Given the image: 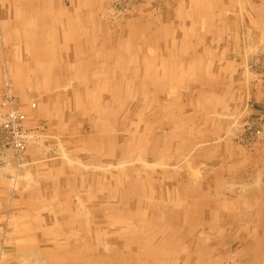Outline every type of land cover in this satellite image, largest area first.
<instances>
[{
    "label": "rangeland",
    "instance_id": "374dc122",
    "mask_svg": "<svg viewBox=\"0 0 264 264\" xmlns=\"http://www.w3.org/2000/svg\"><path fill=\"white\" fill-rule=\"evenodd\" d=\"M224 2L79 0L82 11L64 17L102 27L86 39L126 28L130 43L109 48L113 63L124 50L141 55L137 66L118 60L93 88L90 72L110 65L81 39L66 45L71 30L39 26L60 20L57 11L0 0V199L37 205L28 209L37 229L58 237L41 245L67 242L54 263L264 264V0ZM159 15L166 42L154 27ZM155 53L167 76L156 82L145 79L152 65L142 60ZM9 97L25 115L21 153L3 126Z\"/></svg>",
    "mask_w": 264,
    "mask_h": 264
},
{
    "label": "crops",
    "instance_id": "0c3cea01",
    "mask_svg": "<svg viewBox=\"0 0 264 264\" xmlns=\"http://www.w3.org/2000/svg\"><path fill=\"white\" fill-rule=\"evenodd\" d=\"M14 1L16 2L17 0H14ZM51 1H54V0H51ZM68 1L71 3V6L66 7V8H63V4L61 6L58 3L54 4L55 7L53 4H52L53 6H50L49 4H51V3L47 2L46 0H29V5L27 7L25 5H23V2H25V1L20 0V2L14 3V6L17 4L16 7H18V6L24 7V8H20L23 11L31 12V11L40 10V12L45 13V14L49 13V11H52V10L57 11L56 15H58V13H60V12H64V14H62L60 16V17H62L60 20H59V18L53 19V17L49 19L45 15V17H46L45 21H42L39 26L41 27L42 25L45 24L44 26H42V28L43 29L45 28L46 30H48V28H50L56 24L58 26L56 29L59 31L71 30V32H68L67 35L63 33L64 39L66 38L65 39L66 41L64 40L63 42L66 45H69V43H73L76 41V43L78 44L79 40H80V35H81V37L84 36V38L86 39L87 32H90L91 30L93 31V29L95 30V28H94V25H89L90 29L82 28L81 30L80 29L77 30V29L72 28V26L77 25V23H76V21H72V23H70L68 21L67 17L68 16L70 17L71 15L69 13H67V10L68 9H74L76 11V10L80 9V7L76 8V4H77L78 0H68ZM96 1L97 0H88L87 6L88 7H90V5L94 6ZM64 15H66L67 17H64ZM159 17H160V15H159ZM159 17L157 19L158 24L154 26L155 30H157L158 32L163 30L161 23L159 24V22H161V21H159V19L161 17L160 18ZM162 19H164V17H162ZM64 22L66 23V25H71V26L63 25L62 23H64ZM164 22H166V21H164ZM78 23H80V21H78ZM63 26H65V27H63ZM86 26H88L87 23H86ZM83 29H84V31H83ZM94 36H96V35H89V37H92V38ZM19 37H21V36L19 35ZM49 40H50V37L47 35V39L43 40V41H45V43L48 44ZM73 48L75 49V44H74ZM76 51L77 50H75V52ZM169 56H171V54ZM117 79L122 80V81L128 80L129 76L126 73L124 75L122 74L121 77H118ZM94 80L96 83H98L100 80H104V81L110 80V76H106V77H102V78H95ZM0 195H1V197L3 196L2 192H0ZM4 196H5V193H4ZM6 200L8 201L9 199L5 198V197L3 200L0 199V202H3V203H1L2 207L5 208L6 211L9 212L8 215L4 214V216H2L0 218V223H1L0 239H2L1 244H0V249H3V252H9V256H10V258H8L6 261H9V260L15 259V258L17 260H19V259L25 260L28 257L35 256V257L39 258V260H40V262L37 264H48L44 260L46 257H49V252H48L47 247H46V245L48 246V244H46L45 246H42L41 244L46 243V242H40V241H44V240L48 241V240H51L52 238H50L47 234H45V230H44L45 228L42 230L37 229V223L31 218L30 213L28 214V211H29L28 209L32 210L33 207H37V205H35L34 202L31 201V199L28 202V204H23L24 201L23 202L11 201V203L9 204V203H5V202H7ZM24 207H26L27 209H24ZM9 208H11V209L9 210ZM22 227H25V228L31 227L33 232L29 233L27 235H22V236L18 235L16 232L19 229H21ZM42 227H46V224L43 223ZM36 230H39V232ZM1 231L3 234H1ZM57 238L58 237L53 236V240H55V239L57 240ZM10 239H11V241H13L14 247H16V248L14 250H13V247H12V249L8 248L10 251L9 250L5 251L6 245H4V244H5V242H9ZM1 263H2V261L0 258V264ZM26 264H34V263L32 262V260H28V262Z\"/></svg>",
    "mask_w": 264,
    "mask_h": 264
},
{
    "label": "bare ground",
    "instance_id": "6f19581e",
    "mask_svg": "<svg viewBox=\"0 0 264 264\" xmlns=\"http://www.w3.org/2000/svg\"><path fill=\"white\" fill-rule=\"evenodd\" d=\"M79 1V0H78ZM83 1V0H82ZM218 1V0H217ZM2 2V1H1ZM18 2H20V0H17L15 3H18ZM206 2H207V0H206ZM219 2H221L222 4H221V7H225V2H224V0H219ZM227 3V2H226ZM86 4H88V0H84V3H83V5H86ZM9 5H10V3H9ZM206 6H207V4L206 5H204V9L206 8ZM10 7V6H9ZM11 8V7H10ZM3 9V8H2ZM11 9H14V7L13 8H11ZM19 10H21L20 8H19ZM85 10H89V9H85ZM73 11H75L74 9H68L67 10V13H69V14H71ZM80 11H82V9H78V10H76L75 12L76 13H80ZM209 10H208V7H207V10H206V13L208 12ZM242 12V11H241ZM84 13V12H83ZM110 13L112 14V15H114L113 14V12H111L110 11ZM223 13L224 12H220V14H219V18H220V22L223 24V25H225V23L227 22V18H226V20H225V18H223ZM59 14V16H61L62 14H64V12H60V13H58ZM74 14V13H73ZM209 14H211V13H209ZM9 15V14H8ZM84 15V14H83ZM85 15H86V13H85ZM94 14H92V16H93ZM253 15V14H252ZM207 16V19L209 20V21H211V19H212V17H211V15H206ZM64 20V19H63ZM162 17L159 19V21H161L162 22ZM9 21V20H8ZM166 21V20H165ZM161 22H159V24L161 23ZM167 22H168V20H167ZM76 23H77V25H75V26H72V28H74V29H77V30H81L82 28H85L84 26L86 25V23L88 24V21H87V19H83V20H81V22L80 23H78V20H76ZM249 23H250V21H249ZM29 24V23H28ZM63 25H65V26H71V25H66V23L64 22V23H62ZM91 25H94L95 26V28H96V30H101L102 29V27L100 26V27H97V25H96V22L95 21H93V24H91ZM65 26H63V27H65ZM129 26V25H128ZM127 26V27H128ZM218 26V25H217ZM163 28V30L162 31H160L159 32V35H158V38L160 39H163V42H166L167 40H168V38H169V36L171 35L170 34V32H169V30L166 28V26H164V27H162ZM219 29H220V34L219 35H223L224 34V32H225V30L224 29H221L220 27H219ZM125 30H126V28L124 27V26H121V27H119V29L116 31V32H114V31H111L110 33L109 32H106V34H105V36H106V38L108 39L107 41H104V40H100L97 36H94L93 38H91V39H85L84 38V36H82L81 37V35H80V39L81 40H83L85 43H87L88 45H90L91 47H94V48H91L90 49V51H91V56H94V57H99V58H102L104 61H106L109 65H110V67L109 68H107V69H101V68H99L98 69V71L97 72H94V73H92V72H90V74L88 75L89 77L88 78H90V79H93V78H102V77H106V76H102V75H100V73H111L112 71H113V67H120V62L119 61H124V64H125V66H128L130 63H132L131 65H134L135 64V66H137L139 63H141V62H139V60L141 59V55H136L135 53L136 52H133L132 53V55H130L129 56V54H127L128 52L126 51V50H124V54H120L119 56H117L118 58V60H115L114 61V63H113V60H110V49H112V46H117L118 48H120L122 45H124V43H126L127 45L130 43V41H128L125 37H124V35H123V33H125ZM83 31H84V29H83ZM131 36L132 35H134V34H136L137 32H138V27H136L135 29H131ZM130 35V34H129ZM175 37H176V35H175ZM78 38V37H77ZM118 39L117 41L116 40H114V39ZM79 39V38H78ZM132 45H133V43H131ZM138 45V44H137ZM136 45V46H137ZM110 48V49H109ZM155 52V51H154ZM138 54H140L139 52H137ZM127 54V55H126ZM157 53H155L154 55H151V57L148 59H145V58H142V60L146 63V65H149V64H151L152 65V67L150 68L149 67V70L146 72V71H144L143 72V75H145V79H151L152 81H157V80H165V78H167V76H165V75H163V74H158V73H161L162 72V70H160V69H158V67H156V66H154V64H157V61H156V58H158V56L156 55ZM82 55V54H81ZM170 54H169V52H168V55L167 56H169ZM153 56V57H152ZM94 60V59H93ZM143 62V63H144ZM94 65V63H89V67L88 68H90L91 69V67ZM131 65L129 66V67H131ZM145 64H142V67H145L146 66ZM154 67H156V69H155V71H154ZM140 68H138V67H136L135 69H132V70H134L133 72H132V74H133V76H136V77H139L140 76V74H141V72L143 71V70H139ZM88 71H87V69L85 70V74L87 73ZM128 74V69H125L124 71H123V74ZM122 82V80H120V83ZM98 87V83H94L93 84V88L94 87ZM99 88V87H98ZM104 88L107 90V91H109V89H108V87H107V85L106 86H104ZM113 92H115V93H121V92H117L116 91V86H115V88H114V90H113ZM122 93H128L129 95H131V93H133V91H125V92H122ZM139 97H140V100H141V103H143L144 102V105H149V104H151L152 103V108H153V106L155 105L154 104V102H156V100L153 98V96L150 94V93H145L144 91H142V89H140V94H139ZM149 97H152V101L151 100H149L148 98ZM10 98V97H9ZM151 99V98H150ZM10 102H8V101H5V103L3 102V104H2V106H4V109H6V117H7V120H8V116L11 114V113H14V114H16L17 116H19V117H22V119H20V125L22 124V122H23V120H24V118H25V115L24 114H22V113H20V111L18 110V109H16L15 108V106H14V102H13V100H12V98H10ZM6 124H7V121L4 123V127H6ZM116 124V122H113V125H112V127L114 126ZM24 130V129H23ZM24 137V141H25V145H26V142L28 141V136L26 135V132L24 131V135H23ZM110 138H112V136L110 137ZM107 139H109V138H107ZM105 142H106V139H105ZM109 143H110V140L108 141ZM168 150H169V148H168ZM164 151H165V149H164ZM157 154V153H156ZM170 158V157H169ZM45 224H46V228H48V222L46 221L45 222ZM50 230H53V229H50V228H48V232H45V234H47L50 238H52L51 239V241H53V232H50ZM33 232V230H32V228L31 227H27V228H25V227H22L21 229H19L16 233L18 234V235H27V234H29V233H32ZM93 233V232H92ZM62 235V234H61ZM61 235H59V236H61ZM92 238H93V235H92ZM63 241V240H62ZM60 243V247H58L57 248V246H55L54 248H52V247H49V246H47L46 245V247H47V250H48V252H49V257H46L44 260H45V262L46 263H48V264H57L56 262L54 263V260H56L57 259V255H58V253H62L61 252V250H65L64 249V247H63V245H64V243H67L66 241L64 242V243H61V242H59ZM4 245H9V246H12L13 247V250L16 248V247H14V244H13V241H11V239H10V241L9 242H5V244ZM55 245H57V244H55ZM51 249H53V250H55L56 251V253L54 254V252L51 250ZM5 251H7V250H5ZM10 251V250H9ZM45 251V250H44ZM71 252V251H70ZM72 252H77L75 249H73V251ZM4 257H3V256ZM54 255H56L55 256V258L53 257ZM0 258H1V261H2V263L1 264H26L27 262H28V260H32V262L34 263V264H37V263H39L40 262V260H39V258H37V257H35V256H31V257H28L27 259H25V260H21V259H19L17 262H14V259H11V260H9V261H6L8 258H10V256H9V252H3V249H0Z\"/></svg>",
    "mask_w": 264,
    "mask_h": 264
},
{
    "label": "built area",
    "instance_id": "2783aa9c",
    "mask_svg": "<svg viewBox=\"0 0 264 264\" xmlns=\"http://www.w3.org/2000/svg\"><path fill=\"white\" fill-rule=\"evenodd\" d=\"M5 103V102H4ZM20 119L22 117L17 116L14 113H11L8 116L7 124L5 127V131H9L11 135L10 143L12 144V147L18 151L19 153L25 151L26 145L24 141V132L20 129Z\"/></svg>",
    "mask_w": 264,
    "mask_h": 264
}]
</instances>
